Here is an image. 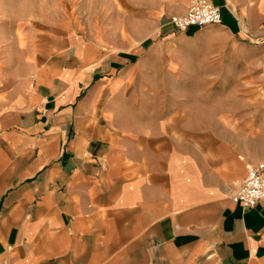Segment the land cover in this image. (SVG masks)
I'll return each mask as SVG.
<instances>
[{"label":"crops","instance_id":"0c3cea01","mask_svg":"<svg viewBox=\"0 0 264 264\" xmlns=\"http://www.w3.org/2000/svg\"><path fill=\"white\" fill-rule=\"evenodd\" d=\"M148 1L156 37L110 49L0 0V264H264V200L231 199L264 163V0L186 31L191 0Z\"/></svg>","mask_w":264,"mask_h":264},{"label":"rangeland","instance_id":"374dc122","mask_svg":"<svg viewBox=\"0 0 264 264\" xmlns=\"http://www.w3.org/2000/svg\"><path fill=\"white\" fill-rule=\"evenodd\" d=\"M148 2V0H37L40 8L53 10L56 19L63 17L69 19L79 33L99 41L110 49H120L129 43L156 37L158 27L166 21L165 15L172 12L173 7L172 4L164 3L162 10L166 13L161 18L159 14H154L146 8ZM151 53L158 51L152 50ZM262 72V79L257 86L263 88L264 99V65Z\"/></svg>","mask_w":264,"mask_h":264},{"label":"built area","instance_id":"2783aa9c","mask_svg":"<svg viewBox=\"0 0 264 264\" xmlns=\"http://www.w3.org/2000/svg\"><path fill=\"white\" fill-rule=\"evenodd\" d=\"M171 22L180 30L204 27L223 22L222 9L209 0H191L184 14H174ZM231 199L244 208L255 207L264 200V163L250 167L247 176L238 180L231 189Z\"/></svg>","mask_w":264,"mask_h":264}]
</instances>
